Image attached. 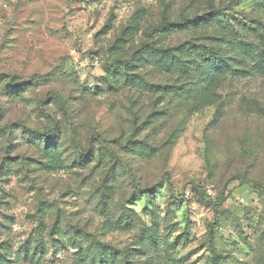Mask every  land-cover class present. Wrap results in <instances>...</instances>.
Masks as SVG:
<instances>
[{"label":"rangeland","instance_id":"374dc122","mask_svg":"<svg viewBox=\"0 0 264 264\" xmlns=\"http://www.w3.org/2000/svg\"><path fill=\"white\" fill-rule=\"evenodd\" d=\"M263 52L264 0H0V264H264Z\"/></svg>","mask_w":264,"mask_h":264},{"label":"trees","instance_id":"16d2710c","mask_svg":"<svg viewBox=\"0 0 264 264\" xmlns=\"http://www.w3.org/2000/svg\"><path fill=\"white\" fill-rule=\"evenodd\" d=\"M220 14L221 12H215V16L218 17V19H220ZM206 19V18H205ZM200 21V19L197 21L195 19H190V22L192 24H198V22ZM226 21V20H225ZM248 21V23H247ZM224 22V20H223ZM239 25H241L244 29L246 30H252L253 32H255V34H257L258 36H261V28H262V25L260 23L259 20H257L256 18H251V17H245V20L243 21H238ZM248 25H247V24ZM226 24V23H225ZM181 26L180 24H177V23H173L172 26ZM238 39H234V38H231L229 41H225L224 42V45H223V49H224V53L223 51L221 50L220 46H217V47H214V48H211V47H208V46H204L202 45L204 48L202 49L203 50V53H209L207 55H205V57H202V60L204 63H212L214 62L215 64H218V63H223L224 66H227V67H230L232 66V62L235 64V62H237L238 60H234L235 59V55L234 53L232 52V49L233 47H235L236 45H239L237 42ZM226 50V51H225ZM168 53V54H171V51L168 50V52H166L165 50H162L161 53ZM163 53L161 54L163 56ZM262 59L264 60V52L262 53ZM205 60V61H204ZM177 61L179 62L180 60L177 58ZM181 64H182V67L183 69L186 71V67H185V64L180 61ZM239 64V62H238ZM203 63H199L197 64L196 66V71L199 72L200 70H202L203 68ZM47 133V132H46ZM247 180V179H246ZM254 186L255 188L257 189H260V188H263L261 183L259 181H250ZM211 254L213 255V257L215 256V252L213 250H211ZM212 264H217L216 260L213 258L212 260Z\"/></svg>","mask_w":264,"mask_h":264},{"label":"built area","instance_id":"2783aa9c","mask_svg":"<svg viewBox=\"0 0 264 264\" xmlns=\"http://www.w3.org/2000/svg\"><path fill=\"white\" fill-rule=\"evenodd\" d=\"M207 191H208V193H211V190H210V188H207Z\"/></svg>","mask_w":264,"mask_h":264}]
</instances>
